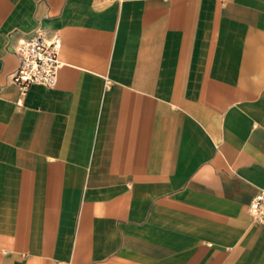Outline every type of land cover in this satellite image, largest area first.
Wrapping results in <instances>:
<instances>
[{
  "label": "crops",
  "instance_id": "0c3cea01",
  "mask_svg": "<svg viewBox=\"0 0 264 264\" xmlns=\"http://www.w3.org/2000/svg\"><path fill=\"white\" fill-rule=\"evenodd\" d=\"M262 189L264 0H0V264H264Z\"/></svg>",
  "mask_w": 264,
  "mask_h": 264
},
{
  "label": "built area",
  "instance_id": "2783aa9c",
  "mask_svg": "<svg viewBox=\"0 0 264 264\" xmlns=\"http://www.w3.org/2000/svg\"><path fill=\"white\" fill-rule=\"evenodd\" d=\"M62 39L58 34L49 35L46 31L36 29L13 46L18 65L12 74L21 92L24 94L34 83L48 87L57 84L59 68L62 65L60 51ZM252 220L264 224V189L249 203Z\"/></svg>",
  "mask_w": 264,
  "mask_h": 264
}]
</instances>
